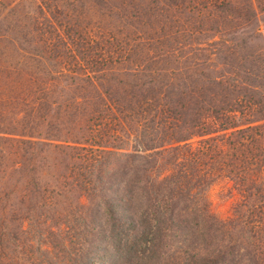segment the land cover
<instances>
[{"label": "trees", "instance_id": "obj_1", "mask_svg": "<svg viewBox=\"0 0 264 264\" xmlns=\"http://www.w3.org/2000/svg\"><path fill=\"white\" fill-rule=\"evenodd\" d=\"M182 2L179 9L186 11L188 19H198L190 0H168V6ZM217 5L216 18L207 19L210 24L230 25L231 20L253 14L250 0H244L239 8L232 7L227 0ZM205 24V20L198 19L199 28ZM209 29L216 27L204 31ZM194 30L198 33V29ZM156 39L161 44L159 54L153 52L143 67L146 70L152 66L149 70L153 71L146 77L142 69H138L142 70L140 73L131 72V85L127 88L140 92L129 101L122 84L120 92H124V97L111 101V105L119 115L125 113L126 104L131 112L139 108L152 111V117L158 107L165 108L166 117L173 119L172 131H179L180 135H173L168 143L133 147L129 153L124 152L121 144L113 151L102 147L104 135L90 142L91 148L82 160L91 161L92 171L75 188L79 196H86L85 204L76 205L82 213L67 218L63 229H59L62 220L59 214H47L45 220L51 218L48 224L54 225V230L45 236L35 222L39 220L36 214L46 208L37 204L39 200L30 201L36 197L28 198L27 190L16 196L14 185L0 200V264H13L27 251L35 253L36 262L30 264H264V218L259 219L260 228L256 231L249 226L253 212L258 213L264 206V189L255 182L260 180L264 169V134L256 133L257 138L254 135L257 126L264 128V77L254 62L259 56L257 50L245 37L239 42L235 41L237 38L219 39L218 43H212L220 47L214 51L218 69L214 75L202 77L200 71L207 68L205 61L178 67L175 50L179 49L171 36ZM148 46L151 50L156 48ZM125 123L128 125L126 120ZM195 130L202 132L192 135ZM4 131L0 130V135ZM213 133L216 134L212 136ZM193 136L200 138L194 150L187 144ZM77 141L73 139V143ZM226 142H230V149L226 148ZM95 144L97 151L92 149ZM4 154L0 159L6 161ZM119 154L126 164L109 174L103 172L104 159ZM218 164V171H213ZM18 165L9 169L24 176L28 162L21 160ZM200 167H206V171H199ZM222 169L237 179V188L244 193V205L238 216L227 222L212 217L203 200L213 181L209 174L215 176L216 172L220 176ZM6 173L0 169V176ZM254 194L259 197L252 201ZM260 200L259 207L252 208ZM244 209L249 212L241 221L242 213L247 212ZM28 214H35L32 243L17 238L25 234L22 225ZM63 232L71 234L66 241ZM242 237L248 238V247L241 248ZM18 250L22 253L16 255Z\"/></svg>", "mask_w": 264, "mask_h": 264}, {"label": "rangeland", "instance_id": "obj_2", "mask_svg": "<svg viewBox=\"0 0 264 264\" xmlns=\"http://www.w3.org/2000/svg\"><path fill=\"white\" fill-rule=\"evenodd\" d=\"M190 1L196 9L193 13L206 21L202 28L197 26L199 18L190 20L186 11L179 9L183 2L170 7L168 0H0V130H5L0 135V156L7 155L6 161L0 159V169L7 172L0 176V200L14 185L16 196L29 191L28 198L36 197L30 201L39 200L37 204L46 208L36 214L39 220L35 222L44 236L54 230V225L48 224L51 218L45 220L47 214H59L62 219L59 229H63L67 218L82 213L76 205L85 204L86 196H79L75 188L92 171L91 161L82 160L91 148L90 142L104 135L102 147L113 151L121 144L124 152L129 153L133 147L168 143L173 135H180L179 131H172L173 119L166 117L165 108L158 107L152 117V111L139 108L131 112L126 104L125 113L119 115L111 105V101L124 97V92H120L122 84L129 101L140 92L127 88L131 85V72L143 70L146 77L153 71L152 66L150 70L143 67L153 52L159 54L161 44L156 38L171 36L179 49L175 50L178 67L205 61L207 68L200 71L203 77L214 75L218 69L214 51L220 47L212 43L232 38L239 42L245 37L257 50L259 56L254 62L264 77V0H250L253 14L231 20L230 25L207 22L213 19L209 17L218 15L217 4L221 0ZM227 1L235 8L244 4V0ZM164 20L167 21L163 26ZM208 27L216 30L204 31ZM151 44L155 50L148 46ZM200 132L191 131L192 135ZM212 132L216 131L209 133ZM258 132L264 134V128L256 127V138ZM73 139H78L76 144ZM199 140L193 136L187 144L194 150ZM225 145L231 148L230 142ZM97 147L95 144L92 149L97 151ZM28 157L32 159L29 161ZM21 160L29 166L24 176L9 169L14 164L19 167ZM124 160L120 154L110 155L104 159L106 166L102 171L109 174L126 164ZM219 167L218 164L213 171ZM199 169L206 171V167ZM224 171L220 176L216 172L215 176L209 174L213 181L203 200L212 217L227 222L238 216L244 205V193L237 188V179ZM255 182L264 189V169L260 180ZM253 196L252 201L259 197ZM259 203L261 200L253 203L252 208ZM244 210L247 212L242 213L241 221L249 212ZM261 211L264 206L258 213L253 212L249 222L255 231L260 228L259 219L264 218ZM32 216L28 214V220L23 223L25 234L17 235L19 241H34ZM70 235L63 232L65 241ZM246 239L242 237L241 248L248 247ZM34 255L27 251L13 264L35 263Z\"/></svg>", "mask_w": 264, "mask_h": 264}]
</instances>
